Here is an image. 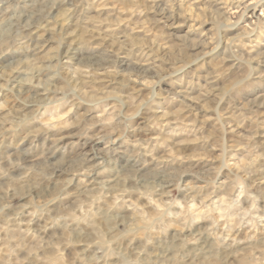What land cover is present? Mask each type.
Wrapping results in <instances>:
<instances>
[{
    "label": "clouds",
    "instance_id": "1",
    "mask_svg": "<svg viewBox=\"0 0 264 264\" xmlns=\"http://www.w3.org/2000/svg\"><path fill=\"white\" fill-rule=\"evenodd\" d=\"M82 2L0 0V61H8L0 98L10 94L11 105L4 131L22 121L41 132L61 130L58 146L31 161L19 145L0 159V264H264V217H245L235 184L219 175L232 170L237 141L224 140L216 111L226 88L235 95L254 77L264 79L238 63L241 53L264 56L245 45L264 23V13L256 15L264 0H107V15L86 29L83 52L79 33L69 31L81 24L74 9ZM249 12L255 20L245 26ZM46 35L55 41L51 54L32 47ZM69 39L76 45L69 52L83 56L79 68L69 53L59 54ZM209 53L225 56L211 74L220 78L195 77L204 91L193 105L186 76L200 62L193 58ZM38 65L48 70L44 77L34 74ZM14 72L20 78L11 83ZM202 103L217 119L205 162L212 166L186 173L188 184L171 170L194 161L169 149L179 151L183 137L201 132ZM256 103L264 105V96ZM54 198L68 210L49 211ZM81 205L93 207L77 216L71 209ZM201 209L211 227L198 223Z\"/></svg>",
    "mask_w": 264,
    "mask_h": 264
},
{
    "label": "rangeland",
    "instance_id": "2",
    "mask_svg": "<svg viewBox=\"0 0 264 264\" xmlns=\"http://www.w3.org/2000/svg\"><path fill=\"white\" fill-rule=\"evenodd\" d=\"M69 3H71V0H69ZM106 3L107 0H83L80 7L74 9L75 15L81 20V24L79 28L73 24L69 31H77L79 33L81 37L79 44L82 45V52L88 49V41L91 35L86 29L92 23L103 19L107 15L106 8H101V5ZM98 9H100L99 14ZM233 11L238 10L233 9ZM262 13H264V8L256 9L257 16H260ZM248 15L249 18L245 21V26L255 20L251 12ZM258 27L259 31L250 39L246 40L245 45H252L256 47L257 52H264V43H261L262 36H264V23H259ZM92 43L95 44L97 41H92ZM37 44L40 45L44 53L48 54H51V50L55 47V41L48 39L47 35L44 38L36 39L32 47L35 48ZM70 46L72 48L76 47L70 39L66 43H62L59 54L64 56L65 53H69L66 59L70 60L71 63L79 68L83 56L80 52L72 55L69 52ZM251 55H256V53H251ZM234 58H236L235 54ZM193 59L200 62L189 70L186 79L191 82L188 90L191 95V103L195 105L200 100L201 92L204 91V85L197 83L195 77L203 76L219 79V73L214 77L211 74L215 69L220 68L224 64L225 56L222 53L215 55L209 53L206 59L201 60L200 57ZM245 62L253 68H258L260 72H264V56L252 60L250 56H245L241 53L238 63ZM7 63V60L0 61V72L4 71ZM47 71L43 65L34 66V74L40 77H44ZM19 78L20 75L18 73H12L11 83H15ZM142 83L144 86H148L151 81L144 80ZM8 95L10 94H6L3 98H0V159H5L16 152L17 145H19V150L23 153L22 159L26 161H31L34 154L40 155L58 146L56 137L61 134V130H58L56 127L50 131L41 132L33 122L22 121L18 122V126L14 130L10 127L7 132L3 130L5 129V119H11L8 117V110L11 106L7 99ZM261 96H264V79H260L257 76L247 81L235 95L232 94L230 88H226L222 96L217 98L216 104V111L221 113L220 122L227 129L224 133V140L230 143L233 139L237 141L236 148L230 153V155L236 156V159L231 161L233 165L232 170L223 169L219 172V175L223 181H229L235 184L241 213L245 217L251 216L253 219L264 217V198H260V194L264 192V105L256 103L257 98ZM16 107L19 108L20 105L17 103ZM196 116L201 125V132L191 137H183L180 142L179 151L169 149L170 154L176 155L178 158L187 156L194 161L192 167L171 170L177 180L183 176V182L188 184H191L192 181L185 175L186 173L202 174L206 168L212 166L210 162L207 164L205 162L208 161V148L213 143L217 128L215 112L212 111V106L209 103H202L199 111L196 112ZM51 119L54 124L57 123V117L53 116ZM240 141L243 143H240ZM119 148L120 145L117 144V149ZM5 163H7L6 160ZM197 166L200 168L199 172H197ZM17 174L19 173L17 172ZM212 178H215V174H212ZM33 198L37 201L43 199L41 195L35 193L33 194ZM113 198L115 199V196ZM13 204H23L26 206L27 201L16 200L13 201ZM156 204L160 205V201L157 200ZM90 207L93 206L81 205L79 211L76 209L71 210L77 216H82L88 212ZM33 210L36 209L34 208ZM48 210L57 214L64 213L68 210V205L54 198L49 202ZM203 212L204 210L201 209L202 215ZM12 214L9 211L8 215L11 216ZM202 215L198 223H203L205 226L211 227V216ZM32 219L33 226H35L37 218L33 217ZM0 226H2V222H0ZM244 233H247V229H244ZM256 234L260 235L258 231Z\"/></svg>",
    "mask_w": 264,
    "mask_h": 264
},
{
    "label": "bare ground",
    "instance_id": "3",
    "mask_svg": "<svg viewBox=\"0 0 264 264\" xmlns=\"http://www.w3.org/2000/svg\"><path fill=\"white\" fill-rule=\"evenodd\" d=\"M84 40V39H83ZM4 121V120H3ZM3 129V128H2ZM4 130V129H3ZM26 161V160H25ZM203 216V215H202Z\"/></svg>",
    "mask_w": 264,
    "mask_h": 264
}]
</instances>
